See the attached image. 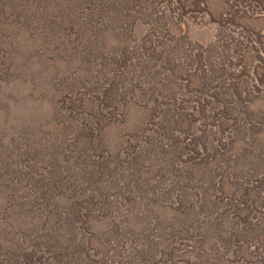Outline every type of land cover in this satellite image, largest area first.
<instances>
[{
	"label": "rangeland",
	"instance_id": "obj_1",
	"mask_svg": "<svg viewBox=\"0 0 264 264\" xmlns=\"http://www.w3.org/2000/svg\"><path fill=\"white\" fill-rule=\"evenodd\" d=\"M139 1L0 0V163L16 174L41 173L66 138L61 172L76 174L88 161L70 143L92 115L104 155L115 160L114 142L144 122L155 126L146 117L150 107L175 96L189 115L164 141L167 156L182 154L174 177L156 194L140 193L125 212L124 226L146 245L142 264H264V0ZM202 77L211 82L201 88ZM111 84L115 93L106 91ZM150 94L153 104L146 103ZM205 145L216 147L214 160ZM206 159L215 180L202 184L205 203L195 194L189 201L199 212L197 228L174 242L161 243L156 229L149 237V224L185 211V174ZM6 183L0 177V264H14V253L19 264L50 261L55 254L46 242L56 224L45 205L54 201L7 208L17 199L3 190ZM58 200L65 199L56 194ZM204 204L214 212L204 213ZM109 221L91 219L99 230Z\"/></svg>",
	"mask_w": 264,
	"mask_h": 264
},
{
	"label": "trees",
	"instance_id": "obj_2",
	"mask_svg": "<svg viewBox=\"0 0 264 264\" xmlns=\"http://www.w3.org/2000/svg\"><path fill=\"white\" fill-rule=\"evenodd\" d=\"M144 3L146 4L142 2ZM120 62L121 64H117L118 68L122 63L127 62L126 57L123 56ZM142 67L145 69L146 64ZM164 77V82L169 84L175 81L172 74ZM208 82L211 81L202 77L198 83L202 88ZM110 90L115 93V86L111 84L106 89V91ZM161 92L164 93V91ZM174 97H171V102L165 106H160L163 102H159V105L155 104L151 94L147 97L146 103L151 101L154 104L150 107V113L146 117L152 120L155 126L149 127L144 122L128 139L114 142L113 148L116 149L118 156L115 160L104 155L107 145L100 144L96 139L95 117L92 115L85 118L84 124L80 125L78 131L76 130L77 135L70 143L75 152L84 156V159L88 161V163L81 164L76 174L69 175L61 172L64 162L58 158V155L61 154L64 158L67 155V153L64 154L69 145L66 138L53 150L52 157L41 173L28 168L26 173L16 174L10 169L11 164L6 161L0 163V177H6L7 182L3 190L10 189L11 199H17L16 204L8 205L7 203V208H18L24 204L38 207L40 200L44 204L46 201H54L53 206L50 204L45 207L50 208L46 218L49 219L51 216V220L56 224L53 225L54 234L46 242L55 256L45 262H33V259L22 258L24 261L22 264H142L141 261L146 259V245L142 244L140 247V233L135 232V228L124 226L125 212L128 205L133 206L140 193L156 194L158 186L167 180V176L174 177L171 173L179 164L182 154L167 156L164 141H170L176 128L189 115L186 112L188 106L184 105V101L176 103ZM197 112L203 117H208L209 111L205 109L199 108ZM190 118L193 119L191 113ZM202 139L205 141L203 136ZM199 143L200 140L197 139L196 146ZM205 149L213 153L212 160H214V155L218 153L216 147L205 145ZM190 169L185 174L183 192L179 194L181 199L179 208L185 211L182 214L176 213L167 222L163 219L157 220L145 229L149 237L156 229L157 234L154 237L159 236L161 243L167 240L174 242L184 237L188 238L191 231L197 228L194 219L199 212L194 210L195 204L189 201L195 194L199 201L205 203L207 187H213L215 175L212 174L208 159L195 162ZM204 182L208 185L202 189ZM189 187L193 189L189 190ZM122 193L127 194L125 203L120 201ZM56 194H60V197L65 200L55 201ZM8 202L10 203L11 200ZM204 205V213L214 212L215 205L211 208ZM153 215V210L147 212V218L150 220ZM98 216L110 217V227L104 230L95 229V226L93 228L91 219L98 218ZM85 220H89L86 227L90 233H86L82 228ZM61 224L65 226V229L60 231ZM126 252H129L126 255L127 259L121 255ZM19 259L20 255L14 253L13 263L19 264ZM146 263L150 264V259L148 262L146 260Z\"/></svg>",
	"mask_w": 264,
	"mask_h": 264
}]
</instances>
